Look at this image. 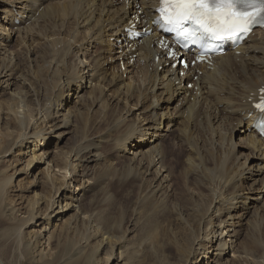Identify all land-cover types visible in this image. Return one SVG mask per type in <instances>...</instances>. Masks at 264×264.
I'll return each mask as SVG.
<instances>
[{
    "label": "bare ground",
    "instance_id": "obj_1",
    "mask_svg": "<svg viewBox=\"0 0 264 264\" xmlns=\"http://www.w3.org/2000/svg\"><path fill=\"white\" fill-rule=\"evenodd\" d=\"M159 2L0 0V163L24 160L0 173V217L9 224L3 248L12 259L264 264V241L256 238L264 230V139L254 109L264 90V30L206 64L191 66L195 53L186 54L185 71L159 46ZM144 29L151 32L141 39L129 36ZM209 111L221 116L214 122ZM202 117L209 129L229 125L237 136L212 166L192 156L188 141L184 168L211 200H192V226L201 232L186 225L178 239L171 227L178 222L167 221L182 219L167 159L190 129L208 128L197 126ZM20 174L36 181L27 204L17 206L10 190Z\"/></svg>",
    "mask_w": 264,
    "mask_h": 264
},
{
    "label": "rangeland",
    "instance_id": "obj_2",
    "mask_svg": "<svg viewBox=\"0 0 264 264\" xmlns=\"http://www.w3.org/2000/svg\"><path fill=\"white\" fill-rule=\"evenodd\" d=\"M14 41L11 43V47H12V50H14V48H16V46L18 45V40H17V36H15L14 37V39H13ZM31 42V41H30ZM21 53H22V51H20ZM24 55H26V54H24ZM33 57V56H32ZM24 60H25V62L23 63L24 65H25V63L27 62L28 63V60H27V57L26 58H24ZM31 68H32V66H31ZM121 70L122 71H126V69L123 67V65L121 66ZM25 72L26 73H30V72H28V69H26L25 70ZM31 76H32V74L30 75V78H31ZM215 112V113H214ZM210 113V114H209ZM211 113L214 115H212L213 117H212V119H213V121L215 122V119H216V117H219V116H221V114H219L217 111H209L208 113H207V117L208 118H210L211 119ZM217 114V115H216ZM219 114V115H218ZM206 116H204V117H206ZM204 117H202V118H200L198 121V124H197V126L199 127V126H207L206 125V123H205V121H203V118ZM206 117V118H207ZM211 119V120H212ZM204 122V123H203ZM215 126H217V124L215 123ZM226 126H228V127H226ZM190 128L192 127V126H189ZM208 127V126H207ZM231 127L229 126V125H225L224 126V128H223V130L222 129H215L214 131H213V129L214 128H210L209 129V127L208 128H196L195 130H194V128H192V129H190L192 132H191V137H190V135L187 137V139H185V141L186 142H190V140H192L191 142H190V144H191V149L192 150H190V153L192 154V152H193V154H192V156L193 155H196V157L199 155V157H201V159H202V161L203 162H205V163H207L209 166H212L214 163H216V160H219L218 159V157L217 156H220L219 158H223V154L227 151H229V149L232 151V147H230L229 146V144H230V140L232 139V138H235L236 136H237V134H233L232 133V130L230 129ZM199 129V130H198ZM209 129V131H207ZM226 129H229V130H226ZM205 130V131H204ZM210 130H212V131H210ZM217 130V131H216ZM224 130H226V132L224 131ZM207 131V132H206ZM216 131V132H215ZM228 131V132H227ZM209 132H211V133H209ZM215 132V133H214ZM218 132V133H217ZM221 132H222V135L224 136V137H220L221 136ZM225 133H226V135H225ZM209 134H213L212 136L214 137V139H213V137L211 136V135H209ZM220 134V135H219ZM229 135V136H228ZM206 136V137H205ZM197 137V138H196ZM199 138H200V140H199ZM226 139L225 141H224V139ZM195 139V140H194ZM218 139H220V140H218ZM224 141V144H222V140ZM206 141V142H205ZM217 143V145H216V143ZM219 141H222L221 143L219 142ZM166 142H168V144H170L169 143V141H166ZM177 143L176 144H174V146L176 147V149H174L175 147H173V145H172V147H173V149L171 150V152L172 153H170V151H169V158L167 159V163H170V165H171V168H172V171H175V172H173L174 174H175V177H176V179H177V192H176V201H180V204H181V207H180V212H181V214H182V219H179L180 217H178V218H175V216H174V218L171 216L169 219L167 218V221H168V224L169 223H171L172 221H173V219H174V221L173 222H175V221H177L178 222V224H181L182 226H183V228H178V224H174V223H171V227L172 228H174V231L177 233L178 231H179V234L177 235L178 236V239L180 238V236H185L186 234L185 233H187L186 231L188 230L189 232L188 233H191L192 231L191 230H193V231H195V232H197L198 233V235L200 234V230H194V228H193V216H192V213H191V211L189 210L190 208L189 207H191L192 205H193V202L194 201H192V200H202V201H204L205 203H208V202H210V200H211V195L210 194H208V191H207V189L204 187L205 185L203 184V185H199V184H197L196 183V181H195V179H196V177L193 175H190V174H188V172L186 171V168H184L185 167V163L183 164V159H184V157L186 156V154H188L187 153V146H189L190 144H189V142L188 143H186V142H184V140H183V144L181 145V143H182V141H176ZM194 142V143H193ZM212 144H214V146L213 145H211V143ZM214 142V143H213ZM227 143V144H226ZM167 144V143H166ZM186 144V145H185ZM187 144H189V145H187ZM198 144V145H197ZM208 144V145H207ZM209 144H210V146H209ZM219 144V145H218ZM221 144V145H220ZM204 145H206V146H204ZM227 145H228V147H227ZM180 146H182V147H180ZM186 146V147H185ZM199 146V147H198ZM212 146H213V148H212ZM216 146V147H215ZM220 146H223V147H220ZM53 147L54 146H52V149H53ZM215 147V148H214ZM225 147V148H224ZM230 147V148H229ZM197 148V149H196ZM202 148V149H201ZM212 148V149H211ZM222 148H223V150H222ZM228 148V149H227ZM196 149V150H195ZM204 149V150H203ZM206 149V150H205ZM221 149V150H220ZM227 149V150H226ZM64 150H65V148H64ZM178 152H177V151ZM194 150V151H193ZM199 152H198V151ZM202 150V151H201ZM239 150H242V147H240V149ZM238 150V151H239ZM53 151H55L56 152V150H53ZM184 151V152H183ZM223 151V152H222ZM229 152L230 153V159H232L231 157H232V152ZM196 152H198V154L196 153ZM174 153V154H173ZM214 154V155H213ZM220 154V155H219ZM57 155H59V154H57ZM57 155H55V154H52V156L54 157H56ZM173 155V156H172ZM222 155V156H221ZM173 157H175V159L173 160ZM187 157V156H186ZM199 157H197L198 159H199ZM215 158H217V159H215ZM221 158V159H222ZM201 159H199V160H201ZM210 159V160H209ZM172 160H173V162H172ZM207 160V161H206ZM209 160V161H208ZM24 161V160H23ZM20 158L18 159V157H17V161H16V158L14 159V158H9V159H6V160H4V161H2V163H0V173L2 172V170H4L5 169V167L7 166V165H9L10 163H13L14 162V165H13V167H11V168H14V169H21V168H23L22 166H23V162ZM169 161V162H168ZM9 162V163H8ZM178 162V163H177ZM210 163V164H209ZM169 165V166H170ZM184 165V166H183ZM45 165H41L40 167H42V168H45L44 167ZM174 168H173V167ZM176 166V167H175ZM183 166V167H182ZM181 167L182 168H184V169H181ZM175 169V170H174ZM183 170V171H182ZM181 172V173H180ZM182 175V176H181ZM184 176H186L185 178H184ZM190 176V177H189ZM69 177H73V175L71 174V173H68V178ZM183 177V178H182ZM194 178V179H193ZM186 180V182H185V180ZM34 180L36 181V178H35V175L32 177V174L30 175V177L28 178V177H25V175L24 174H20V176H18L17 178H16V180H15V182H14V188L12 187L11 188V198H13V200H16L17 202H16V205L17 206H21V205H26L27 204V202H28V197L31 195L30 193H32V190H33V186H34V184L35 183H33L34 182ZM18 181H20L19 183H20V186H19V189L18 188H16L17 187V183H18ZM186 183L188 184V185H186ZM74 185H75V183H74ZM186 187V188H185ZM38 191L39 192H44V190L43 189H38ZM46 193V192H45ZM124 195H125V193L123 192V190H119L118 192H116V197H118V199H121V200H123L124 199ZM198 197H200V198H196L197 196ZM209 198V199H208ZM209 200V201H208ZM187 204V205H186ZM191 204V205H190ZM188 205H190V206H188ZM63 206H64V204H63ZM186 207H187V209H186ZM184 211H183V210ZM186 211V212H185ZM20 214V213H19ZM183 214H184V216H183ZM191 215V216H190ZM191 217H192V219H191ZM19 218V217H18ZM170 219H172V221L170 220ZM185 219H186V221H185ZM183 220V222L184 223H182L181 221ZM190 221V223H187V222H189ZM176 222V223H177ZM180 222V223H179ZM186 223V224H185ZM165 224H166V222H165ZM9 224H7L6 223V221H5V219L3 218H1L0 217V256H1V261H3L2 263H5V264H34V263H31V262H27V261H24L23 260V258H21V257H15L14 259H12L11 257H10V254L9 253H7L6 252V250L3 248V245H4V241L2 240V233H3V230L8 226ZM177 225V226H176ZM181 225H179V227H181ZM187 225V228L185 227ZM189 225H190V227H189ZM177 227L176 228V230H175V227ZM185 227V228H184ZM192 227V228H191ZM42 228V226H40V225H38V227H37V229H41ZM178 229V230H177ZM180 229H182V230H180ZM184 229V230H183ZM187 229V230H186ZM186 230V231H185ZM181 231V232H180ZM183 231V232H182ZM244 233L245 232H243V234L240 236L241 237V239L243 238V236H244ZM260 233H262V234H260V235H257V239L258 240H263L264 241V230H262ZM46 234V233H45ZM180 235V236H179ZM240 243V242H239ZM238 243V244H239ZM55 245V244H54ZM248 247L251 249V250H253L255 253H256V255H259L258 254V250H256L255 249V246L252 244H250L249 242H248ZM56 247V246H55ZM55 249V248H54ZM54 252V251H53ZM45 259H47V258H45ZM24 261V262H23ZM51 262H53V261H51ZM36 264H45L43 261H40L39 263L37 262ZM52 264H58V262H56V261H54Z\"/></svg>",
    "mask_w": 264,
    "mask_h": 264
},
{
    "label": "snow or ice",
    "instance_id": "obj_3",
    "mask_svg": "<svg viewBox=\"0 0 264 264\" xmlns=\"http://www.w3.org/2000/svg\"><path fill=\"white\" fill-rule=\"evenodd\" d=\"M159 11L177 42L223 40L264 25V0H161ZM254 107L264 113V96Z\"/></svg>",
    "mask_w": 264,
    "mask_h": 264
}]
</instances>
